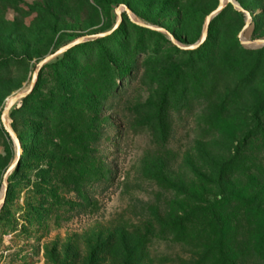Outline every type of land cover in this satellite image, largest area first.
<instances>
[{"label":"rangeland","instance_id":"1","mask_svg":"<svg viewBox=\"0 0 264 264\" xmlns=\"http://www.w3.org/2000/svg\"><path fill=\"white\" fill-rule=\"evenodd\" d=\"M235 1L193 51L219 0H0V264H264V0Z\"/></svg>","mask_w":264,"mask_h":264},{"label":"water","instance_id":"2","mask_svg":"<svg viewBox=\"0 0 264 264\" xmlns=\"http://www.w3.org/2000/svg\"><path fill=\"white\" fill-rule=\"evenodd\" d=\"M230 4H231V3L224 4V1H223V0H219V6H218L217 10H216V11H215V12H214V13L208 18V20H207V25H206V28H205V33H204V35H203L201 41H200L198 44H196L195 46L189 48V50H193V51H194V50L198 49L199 47H201V46L206 42V38H207V36H206V32H207V30H208V28H209V24H210V22L213 21L214 19H216V18H217V17H218V16H219V15H220V14H221L226 8H227V6L230 5ZM232 5L235 6L234 3H233ZM235 7H236V6H235ZM236 8H237V7H236ZM238 9H239V8H238ZM239 10H241V9H239ZM119 15H121V13H120ZM129 17H130V19H131L134 23H136V24H138V25H140V26H145V27H147V28H149V29H152V30H157V31H160V32H164L163 29H158V28H155V27H153V26L145 25L144 23H142V22H140V21H138V20H135V17H133L131 14H129ZM97 37H98V38H102L103 35H99V36H97ZM80 42H82V41H78L77 43H74L72 46L77 45V44H79ZM263 47H264V46H263ZM69 48H70V47H69ZM58 55H59V53H56V54L50 56L49 58H47L46 61H44V62L42 63L41 67L45 66V65L48 63V61L52 60L54 57H56V56H58ZM30 93H31V89L28 90L26 93H20V94H18V95H15L13 98H11L12 101L8 104V107H7V109H6V114H7L8 111L13 107L14 104H16L17 102H19V101L23 100L24 98H26ZM3 122H4L5 126H6L7 131L9 132L10 136H12L13 134H12V132H11V130H10V128H9V126H8V124H7V122H6L5 117L3 118ZM4 198H5V195H4V197H3V201H2V203L0 204L1 206H2V204L5 202V201H4ZM1 206H0V208H1Z\"/></svg>","mask_w":264,"mask_h":264},{"label":"trees","instance_id":"3","mask_svg":"<svg viewBox=\"0 0 264 264\" xmlns=\"http://www.w3.org/2000/svg\"><path fill=\"white\" fill-rule=\"evenodd\" d=\"M124 16L127 17L126 14H124ZM126 19H128V18H126ZM263 238H264V235H263ZM263 238H262V241L264 240ZM215 250H217V249H215ZM214 260H215L216 264H236V262H233V260H229L228 258H226L224 256V254L221 251L220 247H218V258L214 259ZM234 261H235V259H234Z\"/></svg>","mask_w":264,"mask_h":264},{"label":"bare ground","instance_id":"4","mask_svg":"<svg viewBox=\"0 0 264 264\" xmlns=\"http://www.w3.org/2000/svg\"><path fill=\"white\" fill-rule=\"evenodd\" d=\"M223 1H224V4H227V3L233 4L234 3L237 8H240V6L236 3L235 0H223ZM249 44L252 45V46H254V47H263L264 46V42H249ZM11 101H12V99L9 100L8 104Z\"/></svg>","mask_w":264,"mask_h":264}]
</instances>
